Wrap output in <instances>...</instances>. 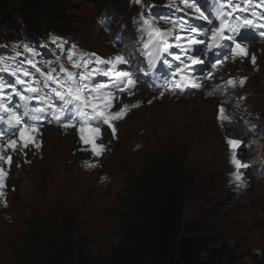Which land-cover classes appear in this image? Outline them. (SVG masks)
I'll return each instance as SVG.
<instances>
[{
    "label": "rangeland",
    "instance_id": "1",
    "mask_svg": "<svg viewBox=\"0 0 264 264\" xmlns=\"http://www.w3.org/2000/svg\"><path fill=\"white\" fill-rule=\"evenodd\" d=\"M68 13L73 14L71 22L74 25L73 29H68L66 34H71L72 30L82 34L88 28L83 24L89 25V23L78 19L80 12L69 10L66 15ZM121 18L123 19V16ZM62 25L66 28L68 23H66L67 26ZM117 25L119 24L113 23L112 26L117 27ZM57 28L62 29L63 27L57 26ZM56 31L59 32L58 29ZM92 31H90L92 37L87 36L88 39L90 38L87 40L89 46L101 50L102 53L106 52L101 44L107 41L106 35H113L115 28L110 34L102 30L98 31V34ZM25 42L29 49L18 44L15 51L26 53L33 48L31 55L34 58L40 61H49L52 58L46 44L40 45L31 39H26ZM262 68H264V61ZM261 69L254 73V77H251L245 89L249 93L245 108L252 103L262 113V120H264V71ZM245 71L247 72L246 69ZM203 99L205 100V97ZM204 100L197 96L179 101H155L150 108L143 109L142 113L136 112L134 117L122 124V149H124L121 153L126 154L127 152L128 157L125 160L128 163H124V158L116 156L115 165L89 169L85 172L78 168L77 161L82 156L81 154L86 156L87 154L78 149L75 150L77 141V138H74L75 135L61 131L60 134L58 132L54 134L53 128H50L53 129L50 133L45 132L40 139L46 142V146L39 149L44 154L28 167L31 176L34 177L33 180L25 184L26 187L22 192H15L12 195L13 205L10 219L8 221L0 219V264H14L13 261L17 264H25L27 260L41 264L46 254H48V259H55L58 249L69 253L66 251V246L72 247L70 255L75 259L87 251L84 256L93 258L97 264H105L109 254L112 253L111 246L116 247L119 243L117 225L120 223L118 219L120 201L114 196L118 195L121 186L125 187V178L129 181L126 177L127 171L139 174L140 169L138 168L141 165L143 168L158 151L181 145V149L184 146L190 148L189 164L195 170L199 184L197 195L190 197L186 203L187 227L201 231L214 228V231L220 233L222 239L227 238L230 242L236 241L239 244L235 245L232 256L223 259V264H258V261L249 259L244 261L246 255H238V253L243 248L264 246V180L257 181L256 185L254 184L251 188L250 183H243L242 186L248 190L241 195L227 192L228 189H220L217 192L218 184L215 186V183L221 184V181L226 180L228 176L225 173L219 175L220 172L215 167V163L224 164L227 160V149L214 122L216 103H213V106ZM255 103H257L256 106ZM250 110L252 114H257L253 109ZM149 121L158 131L154 136L140 131L142 124ZM257 124L259 128L263 125L258 116ZM138 141L146 145L139 153L132 154L133 151L130 148ZM220 147L223 151L217 152ZM262 147H264V139L246 151L247 155L255 157L258 167L264 160ZM72 156L75 157L74 161L70 159ZM52 165L56 167L53 168ZM25 172L29 174V171ZM103 174L113 176L111 185H109L108 178L100 180ZM13 178L16 185L22 181L21 176L20 178L13 176ZM125 210L124 206L123 212ZM48 219L57 223L60 221L62 234L60 243L56 246L51 245L50 253L38 245L37 254L23 260V257L28 254V249L23 248L21 234L26 233L29 222L37 232L41 222ZM52 235L58 237V233ZM66 236H69L70 245L67 244ZM41 250L43 251L40 253ZM16 256L17 260H15ZM66 257L67 255L62 256V258Z\"/></svg>",
    "mask_w": 264,
    "mask_h": 264
},
{
    "label": "snow or ice",
    "instance_id": "2",
    "mask_svg": "<svg viewBox=\"0 0 264 264\" xmlns=\"http://www.w3.org/2000/svg\"><path fill=\"white\" fill-rule=\"evenodd\" d=\"M247 0H232V4L235 7L232 8L231 12H226L225 7H231V4L224 5L221 3L219 9V26L211 29L210 42L207 44L209 51L217 49L224 46L226 43L228 46L232 47V52L234 56H246L247 50L246 46L238 43L237 40H242L245 37L241 34V29H248L250 27H255L253 21L247 17L241 16V21H238L236 25L231 24L228 21V16H232L234 19L236 16H240L241 13H247L249 11L248 7H241L245 5ZM239 9V11H237ZM199 15L195 17L196 19H201L209 24L213 21L209 20L208 16L199 9L196 10ZM264 15V14H262ZM143 25L145 26V31H147V41L144 43L143 48L146 54L150 57L155 53L160 51L168 52L171 48L180 49L183 53L184 58L181 59L180 55L174 57L175 60L179 61V65L175 67V71L172 73L173 79L169 83L170 89H183L189 85L193 87H200L201 85L196 83L195 77L192 75L194 71L193 66H199L204 63V61L195 54L189 55L192 49L204 43L203 40L198 39L197 36L200 35L201 30L195 26L187 27V36L175 35L173 29L162 30L155 25V22L150 20H144ZM181 29L185 27V23H180ZM264 29V24L259 26ZM204 34L207 35V30H204ZM264 35V31L261 32ZM55 37L53 40L55 41ZM173 40L175 43H170ZM183 41V42H182ZM75 55V54H73ZM95 57V54H91ZM70 61L72 57L70 56ZM253 64L255 63V56L252 57ZM32 67H36L32 61H28ZM127 59L123 55H117L111 60H106L103 58L95 57V59H82L78 63H73V69H83L82 71H73L64 68L63 65L60 66V72L64 73V77L59 75H53L56 71L55 69H49L47 73H42L46 77V84L51 83L56 87L53 88L54 96L39 98L41 89L33 87L30 82L21 78V70L15 69L11 72V75L16 77V84H19L23 90L21 91L15 89V85L11 88L16 95L24 101L37 99L41 106L35 107L34 109H28L27 104H25L26 111L23 115L19 114L15 109L4 110V115L9 118V124L11 125V131L13 135H18L19 140H10L8 142V147L13 151L19 149L23 151V148L29 146V144L35 143L34 134L37 133V129L33 124L27 119L31 117V121H38L44 113L51 112L57 121L61 118L65 119L63 127L65 129L69 127H75L77 123L85 124L90 123L95 125L90 129L92 133L91 136H85V129L81 127L80 140L83 143L91 145V151L94 156H101L106 150V146L103 144L95 143L101 136V127L107 125L112 129L113 137L116 136V129L113 127V123L116 120L122 119L126 112L129 110L128 105H123L119 111H112L113 99L118 92H127L131 95V89L135 86V81L131 79L130 73L121 72L115 69V65L126 64ZM104 65H112L108 70H104ZM211 67L215 69L217 64H212ZM0 71L7 72L9 69L0 67ZM22 75L27 77L29 73L23 71ZM98 75H103L106 78V82H96L94 78ZM179 77L178 79L176 77ZM208 79L212 78V73L209 72ZM243 80L239 83L243 84ZM234 81L229 79L227 85H233ZM7 87L4 84H0V92ZM32 94V95H28ZM211 94V93H210ZM55 101H59V106L56 105ZM151 101H149L150 103ZM132 107H138V105H132ZM71 113L69 116L67 114ZM2 119V117H0ZM218 119L221 121L229 120L230 117L225 114L224 108L221 105L219 109ZM228 143L233 149L237 148L241 141L239 140H229ZM39 148V144L35 145ZM87 150V149H85ZM3 147H0V161L3 160ZM232 163L237 169L250 167L247 164H242L235 154L232 157ZM85 166H92L89 162H85ZM5 173L0 169V187H3V178ZM234 178L239 181L241 179V174L237 171L234 174ZM2 195V193H0Z\"/></svg>",
    "mask_w": 264,
    "mask_h": 264
},
{
    "label": "trees",
    "instance_id": "3",
    "mask_svg": "<svg viewBox=\"0 0 264 264\" xmlns=\"http://www.w3.org/2000/svg\"><path fill=\"white\" fill-rule=\"evenodd\" d=\"M63 11L61 0H0V20L9 21L21 13L32 30L43 22L59 21L65 16ZM25 28L28 32L29 28ZM188 151L169 149L148 162L134 191L136 195L128 203L129 222L123 229L126 237L110 264H223L228 247L219 246L220 233L214 228L201 231L187 227L186 202L199 190L195 170L187 164ZM131 188L133 191L134 186ZM58 227L59 224L55 228L45 223L38 232V237L48 239L49 249L60 243ZM50 232L58 233L59 242L50 239ZM34 238L32 230L28 240ZM66 251L69 253L58 249L53 260L46 254L47 259L41 264H93L85 254L71 257V246H66ZM63 255L67 257L62 258Z\"/></svg>",
    "mask_w": 264,
    "mask_h": 264
},
{
    "label": "clouds",
    "instance_id": "4",
    "mask_svg": "<svg viewBox=\"0 0 264 264\" xmlns=\"http://www.w3.org/2000/svg\"><path fill=\"white\" fill-rule=\"evenodd\" d=\"M168 151V149L167 150H165V152H167ZM189 157H190V153H188V156H187V164L190 166V164H189ZM192 167V166H191ZM193 168V167H192ZM194 170V169H193ZM196 173V172H195ZM196 176H197V174H196ZM141 178H142V174L141 175H137V178H135V177H133V175L132 174H130L129 176H128V179H129V181L126 179V184H125V187L123 186H121V188L119 189L120 190V192L118 193V195L115 197V198H117V199H119V201H120V206H119V208H118V219L120 220V223L117 225V230H118V233H119V243L116 245V247L115 246H111V250H112V253L111 254H109V258L107 259V261L105 262V264H110V262H111V259L114 257V253H115V251L120 247V245L122 244V239L124 238V237H126V233L124 232V228H125V226H126V224L129 222V219H128V216H127V213H128V210H129V207H130V205H128V203H129V201H130V198H133L134 197V195H136V193H134V191L136 190V188H137V186H138V183H139V181H141ZM130 180H131V182H130ZM132 185L134 186V188H133V191L130 193V189H132L131 187H132ZM198 189H199V184H198ZM197 193L198 192H196L193 196H191V197H194V196H196L197 195ZM133 194V195H132ZM131 195V196H130ZM190 198V197H189ZM189 198H188V200H189ZM187 200V201H188ZM187 203V202H186ZM124 206H125V212H123V208H124ZM185 211H186V207H185ZM58 221V220H57ZM30 223V225H29V227H28V229H27V231H26V233L25 234H21V243H22V245H23V248H27L28 249V254H26V256H24L23 257V259L25 260H27V258L29 257V256H34V255H36L37 253H36V251H38V249H39V246L40 247H42V248H44L45 249V251H47L48 252V250H49V245H48V239H46V240H44V239H41L40 237H38L39 235H38V232L39 231H35V229H33V227H32V225H31V222H29ZM48 224L50 227L52 226V225H54L55 226V228L58 226V224H59V227H58V230L60 231V221H58V223L56 224V223H54L53 221H51V219H48V220H44L43 222H41V224H40V227L38 228V230H40L42 227H43V225L44 224ZM34 231V235H36V238H34V239H31V240H28V236L30 235V233H31V231ZM49 234H54V233H49ZM55 236V235H54ZM53 235H51V237H50V239H52V240H54V241H58L59 242V236L56 238V237H54ZM61 237H62V234H61V232H60V239H61ZM68 238H69V236H66V239H67V244L68 245H70V243L68 242ZM221 238V237H220ZM225 239V238H224ZM224 239H222L221 238V240H222V243H220V241H219V246H223V247H228L229 249H231V250H228V248H226L227 250H226V253H224V256H223V258H227V257H230V256H232V252H233V250H234V248H236L235 246L234 247H231V245H229V244H227V242L228 241H226V240H224ZM227 239V238H226ZM44 244V245H43ZM39 245V246H38ZM48 245V246H47ZM104 247H108V246H106V245H104ZM115 247V248H114ZM43 250H41L40 251V253L42 252ZM109 251H110V247H109ZM244 251H246V250H244ZM243 251V252H244ZM27 252V251H26ZM242 253V252H241ZM84 254H87V251H85L84 252ZM239 254H240V252H239ZM22 255H23V252H22V254H20V260H21V257H22ZM38 257V256H37ZM36 257V258H37ZM45 259H47V257L45 256L44 257V261H45ZM91 260H92V262H93V264H97V261L96 260H93V258H90ZM15 260H17V256H16V258H15ZM27 262H29V263H33L34 261H32V262H30V261H28L27 260ZM13 263L14 264H17V262L16 261H13ZM264 263V260L260 263V264H263Z\"/></svg>",
    "mask_w": 264,
    "mask_h": 264
},
{
    "label": "bare ground",
    "instance_id": "5",
    "mask_svg": "<svg viewBox=\"0 0 264 264\" xmlns=\"http://www.w3.org/2000/svg\"><path fill=\"white\" fill-rule=\"evenodd\" d=\"M250 1H252V0H250ZM252 3V6H254V7H256V9L253 11V12H250L251 14H249V16H247V18L248 17H252V18H255L258 14H255L256 12H258V10H259V8H260V4L259 3H254V2H251ZM264 3V2H263ZM262 7H264V5H262L261 6V8ZM12 8V7H11ZM11 8H10V10H11ZM74 11V10H73ZM69 14V13H68ZM264 14V13H263ZM76 19V18H75ZM74 20V19H73ZM75 21H77V20H75ZM68 24H69V20H68V22H67ZM78 24V23H77ZM76 24V25H77ZM73 27V26H72ZM69 28L70 30L71 29H73V28ZM56 28V27H55ZM64 28V27H63ZM67 29H68V27H66ZM57 29V28H56ZM59 29V28H58ZM88 34V33H87ZM94 39V38H93ZM88 40H90V38L88 39ZM95 40V39H94ZM97 40H99V39H97ZM89 42V41H88ZM94 42V41H93ZM91 43V42H90ZM95 43V42H94ZM99 43V42H98ZM88 44V43H87ZM91 45V44H90ZM92 45H94L93 43H92ZM88 46H89V44H88ZM39 47V46H38ZM38 49V48H37ZM35 50V49H34ZM33 50V51H34ZM262 50H264L263 48H261V51ZM39 51V50H38ZM34 53V52H33ZM19 91H21L22 92V94H23V90L22 89H20ZM18 98V101L17 102H19V97H16V99ZM118 110V109H117ZM84 126V124H80V128L81 127H83ZM125 127V126H124ZM260 127L262 128V129H259V131L260 132H263V130H264V126L263 125H260ZM43 128H45V129H50V128H53V127H51L50 125H45V126H43ZM84 128V127H83ZM158 129V128H157ZM54 131V134L56 133V132H58V134H60V128H58L57 127V129L56 130H53ZM62 132V131H61ZM77 132V133H76ZM75 133L78 135L79 133H80V131H76ZM47 134V133H46ZM45 134V135H46ZM0 135H3V136H5L6 138H5V140H1L0 141V146L1 147H3V149L6 151V152H12L13 150L10 148V147H8V142L10 141V140H19V137H18V135H15V136H12V133H9L5 128L4 129H2L1 131H0ZM75 135V134H74ZM80 135V134H79ZM227 141H229L228 139H227ZM39 142L41 143V147L39 148V149H41V148H44L45 146H46V142H43V141H41V139L39 138ZM36 143V142H35ZM35 143H32V144H29L30 146H32V145H34ZM148 143V142H147ZM228 143V142H227ZM85 144H87V143H84V148H85ZM90 145V144H89ZM120 147H121V145H120ZM120 147H119V149H120ZM132 149V151L134 152V151H136V149H135V147H134V144L132 145V147L130 148V150ZM90 151H89V156L90 155H93V153H92V151H91V148L89 149ZM130 150H127V151H130ZM139 153V152H138ZM143 153V152H142ZM133 154V153H132ZM120 156L122 157V158H124V160L128 157L127 156V152H126V154H123V153H121V150H120ZM198 157V156H197ZM92 160H93V162H92V164L93 165H100V164H102V162H101V160L100 159H97L95 156H92ZM124 163H128L127 162V160H125V162ZM139 164V163H138ZM123 166V165H122ZM52 167L53 168H55L56 167V165H52ZM95 168H97V166H94ZM50 169V168H49ZM190 172V171H189ZM146 173V172H145ZM6 175H9V179H14L13 178V176H11V172H9V173H6ZM193 177V176H192ZM5 201V199L4 198H0V202H4ZM250 205V204H249ZM219 241H220V243H222V240H221V238L219 239Z\"/></svg>",
    "mask_w": 264,
    "mask_h": 264
}]
</instances>
